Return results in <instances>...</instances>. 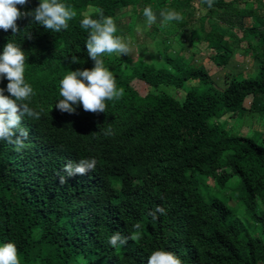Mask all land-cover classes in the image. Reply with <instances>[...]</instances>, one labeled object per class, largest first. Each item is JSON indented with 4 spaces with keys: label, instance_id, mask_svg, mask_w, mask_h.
I'll use <instances>...</instances> for the list:
<instances>
[{
    "label": "trees",
    "instance_id": "1",
    "mask_svg": "<svg viewBox=\"0 0 264 264\" xmlns=\"http://www.w3.org/2000/svg\"><path fill=\"white\" fill-rule=\"evenodd\" d=\"M195 1L197 8L193 0L168 5L184 17L170 22L175 31L190 29L193 21L217 68L232 53L224 36L244 42L254 75L231 76L217 88L202 67L181 62V46L170 47L173 40L166 37L159 43L171 51L158 53L159 66L141 57L128 64L114 53L103 56L117 88L124 89L120 99L105 101L104 113L79 104L74 113L59 111V81L68 71L94 67L79 23L83 16L96 18L94 10L103 9L121 36L130 25L120 23L119 12L143 14L140 0H59L77 13L67 30L51 32L29 24L30 18L16 21L18 35L0 29V53L8 42L21 47L25 82L34 91L29 106L43 109L39 120H21L29 132L23 150L0 140V244L14 243L20 264H147L155 250L172 252L182 264H264V148L227 126L255 114L264 127V3L255 0L246 10L241 0H214L207 9ZM39 2L16 7L23 13ZM29 31L32 39L24 38ZM7 83L0 79V88ZM184 83L190 85L180 101L163 90ZM85 158L96 159L94 171L63 172L68 160ZM58 174L65 175L63 185ZM231 196L244 218L226 204ZM158 205L166 214L153 220L147 213ZM137 223L140 240L109 245L114 233L128 236Z\"/></svg>",
    "mask_w": 264,
    "mask_h": 264
},
{
    "label": "clouds",
    "instance_id": "2",
    "mask_svg": "<svg viewBox=\"0 0 264 264\" xmlns=\"http://www.w3.org/2000/svg\"><path fill=\"white\" fill-rule=\"evenodd\" d=\"M27 2L28 0H0V29L6 32L11 29L13 36L18 35L21 29L16 21L30 18L29 24L42 25L45 30L59 33L67 30L68 21L77 16L71 6L60 3L59 0H40L33 10L22 13L16 5H25ZM201 3L206 5L207 9H212L214 6V0H201ZM94 12L96 18H93L92 14H85L79 22L80 27L88 33L85 47L88 57L94 62V67L91 70L68 71L59 81V95L62 99L55 103V107L61 112L74 113L73 106L79 104L86 112L104 113L106 100H118L124 94V89L117 88L115 78L105 67L103 56L113 53L128 55L129 45L122 37L115 35L117 27L111 16L104 15L101 8H96ZM142 12L149 26L156 23L157 16L151 6L144 7ZM160 17L162 27L172 21L182 22L184 19L182 14L174 9L161 10ZM24 38L32 39L30 31L24 34ZM25 60L24 51L15 43L8 42L0 53V79L8 81L6 88H0V140L14 145L18 152L26 147L25 141L29 137L28 129L21 125L22 118L39 120L43 112L42 108L37 111L29 106L34 91L31 85L25 82ZM76 61L77 58L72 57L71 62ZM5 92L9 95H5ZM110 134V129L105 132V135ZM96 165L95 158L79 159L78 162L68 160L64 164L63 172L67 176L83 175L94 171ZM58 177L59 183L63 185L66 182L65 175L58 174ZM157 214L164 215L166 210L158 205L147 213L153 220L158 219ZM133 229L134 231L128 236L119 232L114 233L108 240L109 245L115 248L126 245L129 240H140L141 225L137 223L133 225ZM0 264H20L14 243L0 244ZM147 264H182V262L172 252L155 250L147 257Z\"/></svg>",
    "mask_w": 264,
    "mask_h": 264
},
{
    "label": "rangeland",
    "instance_id": "3",
    "mask_svg": "<svg viewBox=\"0 0 264 264\" xmlns=\"http://www.w3.org/2000/svg\"><path fill=\"white\" fill-rule=\"evenodd\" d=\"M173 1L174 0H140V3L137 5L138 11H141L146 6H151L153 12L157 16L156 23L151 26L146 23V19L143 14L140 15L139 13L137 15H131L129 9L121 10L119 12L120 23H128L130 27H128L129 29L127 33L121 35L120 37H122L129 45L130 52L128 55H118L115 53L114 55L121 57L128 64L133 63L136 58L141 57L143 60L150 61L155 66H159V64H161V60L158 53L166 48L168 54H170L171 51V48L165 47V45H162L159 41L166 37H171L173 45L171 44L170 47H173L174 44H178L182 48L179 52L181 62L186 63L189 66L202 67L207 72L212 84L217 88H222L226 80L231 76L245 77L254 75L253 73L256 64L251 60L249 51L245 48L244 42L237 43L233 37L227 35L224 36L223 39L232 47V53L225 67L217 68L210 60V57L213 55V51L208 49L206 41L201 39L200 33L193 21L192 23L190 22L192 24L191 28L183 30L181 33L178 31L176 32L171 23L162 27L160 12L161 10L172 9V7H169L168 5ZM241 1L245 4L244 8L246 10L254 7L253 4L255 0ZM259 1L264 3V0ZM192 6L197 8L195 0H193ZM188 10L189 9L186 8L185 11ZM195 15H197V11H194V16ZM209 24L210 20L206 19L203 23L204 31L208 30ZM155 41L158 42V47L153 45ZM175 47L174 52L177 51ZM173 55L171 54V57H174ZM189 85L190 84L184 83L180 89L164 87L163 90L176 101H180L184 96V92L189 88ZM134 88L138 92H144L145 90V87L140 82H136ZM248 102L249 98H246L243 105L247 107ZM228 124L229 130L232 133L252 138L256 144L264 148V127L262 125V121L257 117V115L249 114L244 116L243 119L229 120L227 122V126ZM227 126L224 125V127L228 128ZM233 192H235V190L227 191V193ZM213 194L217 198L222 197L220 192H214ZM225 200L228 207L233 209V213H235L238 217L240 216L244 218L241 207L238 203L233 201L232 196L230 199L225 197ZM254 230L257 231L256 229ZM255 231L252 233L258 232Z\"/></svg>",
    "mask_w": 264,
    "mask_h": 264
}]
</instances>
